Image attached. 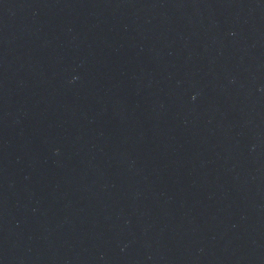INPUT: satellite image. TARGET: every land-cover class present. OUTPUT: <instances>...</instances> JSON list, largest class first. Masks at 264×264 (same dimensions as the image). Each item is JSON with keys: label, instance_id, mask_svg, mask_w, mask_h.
Segmentation results:
<instances>
[{"label": "water", "instance_id": "95a60500", "mask_svg": "<svg viewBox=\"0 0 264 264\" xmlns=\"http://www.w3.org/2000/svg\"><path fill=\"white\" fill-rule=\"evenodd\" d=\"M0 264H264V0H70L0 129Z\"/></svg>", "mask_w": 264, "mask_h": 264}]
</instances>
